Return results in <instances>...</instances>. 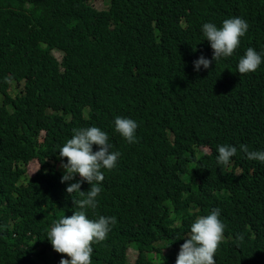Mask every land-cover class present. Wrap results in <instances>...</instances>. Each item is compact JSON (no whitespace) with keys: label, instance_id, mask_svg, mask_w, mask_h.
<instances>
[{"label":"trees","instance_id":"trees-1","mask_svg":"<svg viewBox=\"0 0 264 264\" xmlns=\"http://www.w3.org/2000/svg\"><path fill=\"white\" fill-rule=\"evenodd\" d=\"M233 17L249 24L240 47L194 70L213 56L203 24ZM249 47L264 60V0H0V264H60L45 255L47 232L82 197L66 192L79 174L61 183L59 149L91 126L121 153L86 213L117 218L93 264L183 244L214 208L226 226L216 264H264V164L239 150L264 151V62L237 69ZM117 116L137 122L138 142L115 131ZM226 144L238 151L220 166Z\"/></svg>","mask_w":264,"mask_h":264},{"label":"clouds","instance_id":"clouds-1","mask_svg":"<svg viewBox=\"0 0 264 264\" xmlns=\"http://www.w3.org/2000/svg\"><path fill=\"white\" fill-rule=\"evenodd\" d=\"M43 1L38 0L39 3ZM31 6L32 2L29 3V8ZM248 30V22L240 17L225 19L221 27H217L211 22L204 23L202 32L210 43L213 56L211 59H207L201 55L193 62L194 70L200 71L201 66L208 69L213 61L216 63L221 58L232 57L240 47L241 38L246 35ZM262 62H264L262 55L254 48L249 47L244 56L239 59L238 73L240 75L254 73ZM123 115L126 116V114ZM114 125L115 131L129 144L138 142L136 136L138 124L135 120L117 116ZM73 133L72 138L68 139L59 149V156L62 160L61 167L64 169L61 183L73 181L76 174H79L80 180L70 183L66 192L70 197L73 193H78L82 199H72L73 204L79 210L73 212L71 216L65 215L59 218L51 225L47 232V240L55 252L47 250L45 255L51 254L48 256L51 262L57 256L60 264H93V245L106 241L112 226L117 223V218L101 215L98 219H90L86 213L88 209L95 210L97 208V197L102 191L101 185L105 180L102 170L115 169L121 153L111 151L109 135L99 127L73 129ZM93 145L98 147L95 152ZM239 150L246 154L247 159L264 164V151H250L245 144H241ZM237 151V147L233 145H219L217 164L228 166ZM63 158L67 159V163H63ZM240 174L241 172H238L237 177ZM83 182L91 185L89 191H81ZM220 214L221 210L214 208L208 215L197 217L190 227V232L183 238L185 241L183 244L174 240L173 246L164 248L163 246L157 247L156 242H151L152 248L135 247L134 251H137L138 256L141 254L146 259H150L151 264H155L157 261L159 264H216L215 257L225 239L226 227L220 219ZM239 239L242 240L243 237L241 236ZM160 242L163 244L164 240ZM159 250L164 259L160 256ZM63 255L68 259L62 258Z\"/></svg>","mask_w":264,"mask_h":264},{"label":"rangeland","instance_id":"rangeland-1","mask_svg":"<svg viewBox=\"0 0 264 264\" xmlns=\"http://www.w3.org/2000/svg\"><path fill=\"white\" fill-rule=\"evenodd\" d=\"M28 6H29V4H28ZM93 6H94L95 9H106L107 8V4L105 2H103V1H96L93 4ZM54 54L58 58V60H60L61 54H59V53H54ZM28 171H29V174H30L34 170L29 169ZM62 172L64 173V169H62ZM50 252H53L54 253L55 251L53 250V248H51L50 249ZM48 256H51V254L48 253ZM138 257L139 256H138L137 251H134V248L133 247H128V249H127L126 264H135L136 261H137V259H138ZM62 258L68 259V257L67 256H64V255L62 256ZM36 264H43V263L41 261H36ZM155 264H159V262L157 261V262H155Z\"/></svg>","mask_w":264,"mask_h":264}]
</instances>
